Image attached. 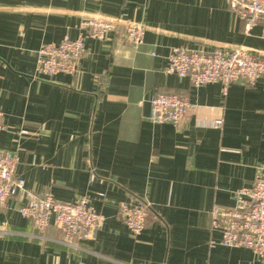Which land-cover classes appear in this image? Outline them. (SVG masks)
Returning a JSON list of instances; mask_svg holds the SVG:
<instances>
[{"label": "crops", "instance_id": "1", "mask_svg": "<svg viewBox=\"0 0 264 264\" xmlns=\"http://www.w3.org/2000/svg\"><path fill=\"white\" fill-rule=\"evenodd\" d=\"M91 17L144 25L143 44L86 39L78 74L35 79L39 47L76 39ZM181 46L264 56V23L246 32L224 0H0V151L16 154L36 197H86L104 218L93 239L69 245L54 226L40 235L18 194L0 210V264H264L222 246L211 218L264 165V78L225 97L219 84L194 87L165 72ZM159 93L191 103L179 125L150 121ZM136 201L149 216L133 238L118 209Z\"/></svg>", "mask_w": 264, "mask_h": 264}, {"label": "built area", "instance_id": "2", "mask_svg": "<svg viewBox=\"0 0 264 264\" xmlns=\"http://www.w3.org/2000/svg\"><path fill=\"white\" fill-rule=\"evenodd\" d=\"M229 9L244 22L245 31L264 23V0H224ZM146 27L111 18L91 17L79 24V34L71 40L64 37L57 44H42L36 53L35 79L51 81L59 74L75 76L79 61L85 54L86 39L103 41L109 34L121 36L132 46L143 44ZM165 72L186 78L194 87L219 84L223 97L233 83L253 87L264 78V56L244 48L192 50L173 47L167 56ZM192 109L187 98L176 94L159 93L150 101L149 119L152 123L177 126ZM1 116V114H0ZM212 126L222 125V118L212 121ZM3 130L0 124V131ZM16 154L0 151V210L18 194L28 199L19 214L29 220L40 235L50 226L56 227L65 237L93 239L104 221L103 216L88 203L86 197L74 203H61L50 195L36 197L25 188V181L17 174ZM131 236L137 238L145 228L149 206L143 202L122 203L118 209ZM212 229L220 233V244L227 248L250 249L264 261V165L256 170L250 188L236 192L231 208L214 207L211 211ZM0 231V234H6Z\"/></svg>", "mask_w": 264, "mask_h": 264}]
</instances>
